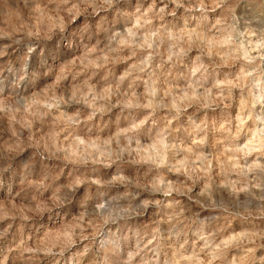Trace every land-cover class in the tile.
<instances>
[{
    "label": "rangeland",
    "instance_id": "374dc122",
    "mask_svg": "<svg viewBox=\"0 0 264 264\" xmlns=\"http://www.w3.org/2000/svg\"><path fill=\"white\" fill-rule=\"evenodd\" d=\"M0 264H264V0H0Z\"/></svg>",
    "mask_w": 264,
    "mask_h": 264
}]
</instances>
